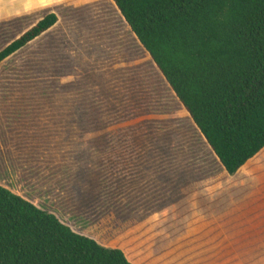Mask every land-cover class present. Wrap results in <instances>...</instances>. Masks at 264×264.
I'll return each instance as SVG.
<instances>
[{
  "label": "rangeland",
  "instance_id": "obj_1",
  "mask_svg": "<svg viewBox=\"0 0 264 264\" xmlns=\"http://www.w3.org/2000/svg\"><path fill=\"white\" fill-rule=\"evenodd\" d=\"M57 11L0 63V185L133 264H264V148L227 174L112 0Z\"/></svg>",
  "mask_w": 264,
  "mask_h": 264
},
{
  "label": "trees",
  "instance_id": "obj_2",
  "mask_svg": "<svg viewBox=\"0 0 264 264\" xmlns=\"http://www.w3.org/2000/svg\"><path fill=\"white\" fill-rule=\"evenodd\" d=\"M219 163L236 174L264 148V0H112ZM55 14L0 50V63ZM0 264H133L0 185Z\"/></svg>",
  "mask_w": 264,
  "mask_h": 264
},
{
  "label": "crops",
  "instance_id": "obj_3",
  "mask_svg": "<svg viewBox=\"0 0 264 264\" xmlns=\"http://www.w3.org/2000/svg\"><path fill=\"white\" fill-rule=\"evenodd\" d=\"M76 0H0V24H9L14 21L27 19L29 16L35 18L31 24H37L43 17L48 14L60 16L57 9ZM44 11V15L41 12ZM18 37L7 39L5 46ZM4 46V47H5ZM2 49V48H1Z\"/></svg>",
  "mask_w": 264,
  "mask_h": 264
}]
</instances>
